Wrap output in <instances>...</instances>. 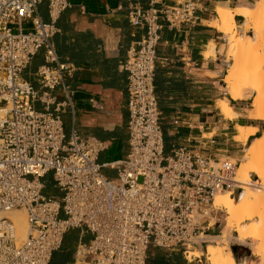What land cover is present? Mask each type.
<instances>
[{
  "label": "built area",
  "instance_id": "obj_1",
  "mask_svg": "<svg viewBox=\"0 0 264 264\" xmlns=\"http://www.w3.org/2000/svg\"><path fill=\"white\" fill-rule=\"evenodd\" d=\"M40 0H0V211L23 209L28 234L19 242L14 221L0 217V264H49L65 233L83 228L91 238L79 242L73 264H146L150 248L181 247L214 225L216 194L241 190L237 161L215 162L179 147L165 156L154 87L161 20L176 25L195 18L192 0L147 8L133 5L128 20L145 33L120 68L128 75L129 151L110 164L115 178L102 173L103 142L66 135L59 111L73 109L72 93L52 43L54 22L69 0H47L51 21L37 11ZM29 21L24 28L22 23ZM44 50L35 75L41 89L21 77L31 58ZM64 100L50 110L51 91ZM40 101L43 110L34 102ZM52 174L59 196L44 194Z\"/></svg>",
  "mask_w": 264,
  "mask_h": 264
},
{
  "label": "crops",
  "instance_id": "obj_2",
  "mask_svg": "<svg viewBox=\"0 0 264 264\" xmlns=\"http://www.w3.org/2000/svg\"><path fill=\"white\" fill-rule=\"evenodd\" d=\"M154 1L155 6L160 7L178 0ZM192 1L196 5L194 20L176 25L160 21L162 28L157 46L154 87L164 155L184 147L213 161L239 159L246 146L262 135L264 121L248 115L250 99L234 100L221 91L227 63L222 48L226 35L210 23L216 18L219 4L229 1L228 5L235 8L236 4L243 5L245 0ZM151 2L69 0L68 7L54 22L57 30L51 40L59 61L68 66L64 81L72 93L74 106L73 109L63 107L59 111L64 131L69 135L75 129L81 137H92L104 143L98 162L103 165L102 173L108 178L117 176V169L110 164L124 159L129 151L128 75L120 65L145 33L143 26L131 25L128 11L133 5L147 8ZM37 11L45 22L51 21L47 0L39 1ZM242 18L235 15L237 26L243 23ZM22 26L28 28L29 21H24ZM210 45L214 46L215 53L206 57ZM44 54L40 49L20 74L36 89H41L35 73L45 64ZM51 95L54 100L50 110L55 111L56 104L64 100L61 87L54 88ZM223 98L229 100L236 113L235 119H226L221 114L218 102ZM34 106L38 110L44 108L40 101L34 102ZM238 124L257 127L256 135L246 142L237 141ZM43 183L45 195H60L51 173L43 178ZM219 213L215 214L214 225L203 234L213 235ZM90 238L91 235L83 228L67 231L61 248L52 254L49 264H73L77 244ZM239 250L235 247L233 253L237 254ZM194 260L189 261L181 248L153 247L148 251L146 264H193Z\"/></svg>",
  "mask_w": 264,
  "mask_h": 264
},
{
  "label": "bare ground",
  "instance_id": "obj_3",
  "mask_svg": "<svg viewBox=\"0 0 264 264\" xmlns=\"http://www.w3.org/2000/svg\"><path fill=\"white\" fill-rule=\"evenodd\" d=\"M257 1L260 0H245L243 5L237 6L236 4L235 8L228 5L229 1L219 4L216 7V18L211 21L210 25L226 35L225 49L235 60L224 75L223 89L231 99H252V109L248 111L254 118L264 120V76L253 72L248 67V59L260 35L257 20L263 16V9L260 7L262 4H256ZM236 14L244 17V23L247 18L251 19L249 23H243L240 27L241 35H236L240 26L236 25ZM210 46L205 54L206 57L215 53L214 46ZM218 107L224 118L235 119L236 113L227 98L220 99ZM257 130V127L236 125L237 141L246 142L249 137L256 135ZM262 157H264V129L260 137L246 146L241 158H230L239 163L235 180L242 184L241 192L234 198L231 191L223 190L218 192L214 198V206L216 209H223L226 218L219 234H202V237H208L213 242L209 243L205 250L206 260L210 264H264V165L261 163ZM212 163L217 166V162L212 161ZM2 216L14 221L18 240L19 242L24 241L29 228L25 211L23 209L0 211V217ZM229 230H233L235 235L231 236ZM230 238L240 243H248L252 254L260 257L258 262L244 260L237 263L232 251L224 250L222 246L228 245ZM194 256L199 257V253L188 249V260L192 261Z\"/></svg>",
  "mask_w": 264,
  "mask_h": 264
},
{
  "label": "rangeland",
  "instance_id": "obj_4",
  "mask_svg": "<svg viewBox=\"0 0 264 264\" xmlns=\"http://www.w3.org/2000/svg\"><path fill=\"white\" fill-rule=\"evenodd\" d=\"M252 3H254V2L252 1ZM256 4H262V6H260V7H261V9H263V16H261L257 20V22L259 24V28H260V32H259L260 35H259L257 41H255V44H256L255 49L252 51V54H251L250 58L248 59V65H249L248 67L253 72L260 73L261 75L264 76V0L257 1ZM243 18H242V20H244ZM250 21H251V19L247 18L245 20V23H249ZM243 23H244V21H243ZM243 23L239 26V29H238L236 35L242 34L240 27L243 25ZM247 34H249V33H247ZM222 48H223L224 58L227 61L226 67L224 70V74L222 75L224 78V75L227 73V70L230 69V67H231L230 65L233 64L235 60L233 59V56L230 55V52L227 51V49H225V46H223ZM222 83H223V81H222ZM221 86L222 85L220 84L221 91L223 93L224 92L226 93V91L223 89V86L222 87ZM249 103H251V109H252V99H250ZM248 115L253 116L249 111H248ZM260 120H263V119H260ZM261 163L264 165V157H262ZM238 165H239V163H238ZM237 195H239V194L236 192L233 197L236 198ZM225 218H226V215L222 209V210H220V213H219L218 222H217L216 226L214 227V232L212 233L213 235H217L220 233V231L222 230V228L225 224ZM229 233L231 236L235 235V232L233 230H229ZM203 239H205L204 242H201L199 239H196L195 242L192 243L191 246L188 247V249L195 250L199 253V257H195V256L193 257L195 259L193 261V264H210L206 260L205 250H206V246L209 243H213V242H212V239H210L208 237H203ZM222 246H223L224 250H230L232 252H233V250H232L233 247H238L240 249L237 254L233 253L235 256V259L238 263L241 262L242 259L249 260L251 258V259L257 260L260 258V257L252 254L251 247L248 243H240L233 238L229 239L228 245H222ZM176 248H181V247H173L171 249H176ZM181 249H182V251H184L183 248H181ZM186 255H187V253H186ZM244 256H246V257L244 258Z\"/></svg>",
  "mask_w": 264,
  "mask_h": 264
},
{
  "label": "water",
  "instance_id": "obj_5",
  "mask_svg": "<svg viewBox=\"0 0 264 264\" xmlns=\"http://www.w3.org/2000/svg\"><path fill=\"white\" fill-rule=\"evenodd\" d=\"M240 192H241V190H238V194H239ZM234 249H235V247L232 248V250H234Z\"/></svg>",
  "mask_w": 264,
  "mask_h": 264
},
{
  "label": "trees",
  "instance_id": "obj_6",
  "mask_svg": "<svg viewBox=\"0 0 264 264\" xmlns=\"http://www.w3.org/2000/svg\"><path fill=\"white\" fill-rule=\"evenodd\" d=\"M233 253V252H232ZM234 255V254H233ZM234 258H235V256H234ZM236 260V259H235ZM237 262V261H236ZM146 263H147V261H146ZM238 263V262H237Z\"/></svg>",
  "mask_w": 264,
  "mask_h": 264
}]
</instances>
